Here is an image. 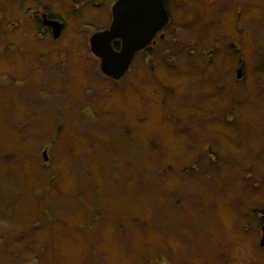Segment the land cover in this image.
<instances>
[{"label": "rangeland", "instance_id": "1", "mask_svg": "<svg viewBox=\"0 0 264 264\" xmlns=\"http://www.w3.org/2000/svg\"><path fill=\"white\" fill-rule=\"evenodd\" d=\"M167 4L170 49L119 81L0 60V264H264V0Z\"/></svg>", "mask_w": 264, "mask_h": 264}, {"label": "flooded vegetation", "instance_id": "2", "mask_svg": "<svg viewBox=\"0 0 264 264\" xmlns=\"http://www.w3.org/2000/svg\"><path fill=\"white\" fill-rule=\"evenodd\" d=\"M91 1L96 0H15L16 8H13L11 14H7V12L4 11L2 12L0 8V60L10 55L12 58H10L9 61L16 63L17 59L13 57L18 56V59L29 64L33 62L34 57L39 54L38 50L41 49L42 54L49 57L52 62L53 49L56 50L55 54L57 58H62L64 53L65 55L67 54L61 50L62 45H64V48L71 47L77 49L76 53L70 51V57L67 54V62L65 64L67 68L65 67V73L69 74V69L73 67L74 62H76L77 66H75L76 70L73 74L80 76L78 78L79 80H90L88 72H84V64H86L88 69L92 68L95 71V66H98L103 83H107L108 81H119L121 78L116 80L102 74L100 71L101 59L97 57L91 49V39L93 36L110 29L113 18L112 7L118 0H113L111 8L109 11L107 10V13L98 8L100 6L95 3H93V6L97 7L90 9L89 5ZM198 1L203 3L211 2L205 0ZM164 6L169 14L167 0L164 1ZM91 10H96L97 13H103L108 16L107 21L101 26L99 23L95 24V22L87 25H78V21L84 17V12H90ZM66 17L71 18V20L66 19ZM73 21H77V24L73 25ZM169 22L142 51L134 54L131 64L138 59L139 56H143V58L145 56L148 57L149 54H153L152 52H155L158 48L161 50L165 48L170 49V46L167 45L169 43V35L171 37L174 35V32L168 28ZM175 39L176 37L171 39V47L176 46L177 48ZM121 45V41L117 39L112 41L111 47L115 52H119L121 50ZM37 46H39L40 49ZM83 47H87L89 50V56L86 58H84L83 53L79 51ZM81 64H83V66L79 67ZM29 66L31 67L32 64H29ZM34 69L35 66L31 71L27 70V73H32L35 71ZM236 69L243 71V66L238 64ZM37 70L40 71L39 74H42L40 67L37 68ZM78 70L80 72H78ZM32 78L37 79L36 72L35 75H32ZM98 83L99 82H96L95 84ZM77 86L80 87L82 85L80 83L77 84ZM213 108L216 107L207 105L204 109L209 111ZM184 144L187 145V143ZM229 256L230 254L228 253L223 256L220 255V261H225Z\"/></svg>", "mask_w": 264, "mask_h": 264}, {"label": "water", "instance_id": "3", "mask_svg": "<svg viewBox=\"0 0 264 264\" xmlns=\"http://www.w3.org/2000/svg\"><path fill=\"white\" fill-rule=\"evenodd\" d=\"M109 30L91 39L92 52L101 59V72L116 80L127 72L133 55L143 50L167 24L164 0H118L112 7ZM119 39L121 50L115 52L112 41ZM240 78V72H237ZM44 160L47 159L43 153ZM261 246H264V227Z\"/></svg>", "mask_w": 264, "mask_h": 264}, {"label": "trees", "instance_id": "4", "mask_svg": "<svg viewBox=\"0 0 264 264\" xmlns=\"http://www.w3.org/2000/svg\"><path fill=\"white\" fill-rule=\"evenodd\" d=\"M208 111V110H207ZM212 113V110H209Z\"/></svg>", "mask_w": 264, "mask_h": 264}]
</instances>
